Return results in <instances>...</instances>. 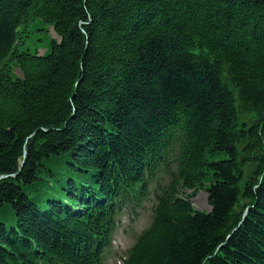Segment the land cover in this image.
Here are the masks:
<instances>
[{
    "label": "trees",
    "instance_id": "obj_1",
    "mask_svg": "<svg viewBox=\"0 0 264 264\" xmlns=\"http://www.w3.org/2000/svg\"><path fill=\"white\" fill-rule=\"evenodd\" d=\"M175 144L128 264H264V0H0V264H99L106 202Z\"/></svg>",
    "mask_w": 264,
    "mask_h": 264
},
{
    "label": "rangeland",
    "instance_id": "obj_2",
    "mask_svg": "<svg viewBox=\"0 0 264 264\" xmlns=\"http://www.w3.org/2000/svg\"><path fill=\"white\" fill-rule=\"evenodd\" d=\"M52 38L59 40V36L54 32L51 26L45 27L41 21H38L36 26L30 32L29 37L26 39V42L22 48L24 50H29L30 52L38 51L40 54H42L48 49V47H50L49 42ZM16 73L20 75V71L18 69H16ZM192 203L198 210L204 212L210 211V206L208 205L207 194L205 191H198L197 194L192 198Z\"/></svg>",
    "mask_w": 264,
    "mask_h": 264
},
{
    "label": "water",
    "instance_id": "obj_3",
    "mask_svg": "<svg viewBox=\"0 0 264 264\" xmlns=\"http://www.w3.org/2000/svg\"><path fill=\"white\" fill-rule=\"evenodd\" d=\"M4 176H0V178H3Z\"/></svg>",
    "mask_w": 264,
    "mask_h": 264
}]
</instances>
